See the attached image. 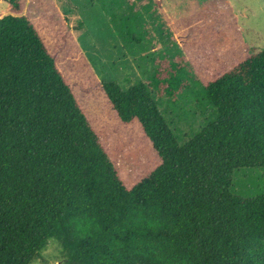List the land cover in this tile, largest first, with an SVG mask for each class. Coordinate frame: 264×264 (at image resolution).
Listing matches in <instances>:
<instances>
[{
  "label": "trees",
  "instance_id": "trees-1",
  "mask_svg": "<svg viewBox=\"0 0 264 264\" xmlns=\"http://www.w3.org/2000/svg\"><path fill=\"white\" fill-rule=\"evenodd\" d=\"M28 3L0 13V264H32L50 240L65 264H264V193L233 192L237 171L264 172V50L201 85L215 117L185 141L155 92L176 96L199 76L161 64L152 84L102 81L160 161L128 187L62 71L68 39L50 49Z\"/></svg>",
  "mask_w": 264,
  "mask_h": 264
},
{
  "label": "rangeland",
  "instance_id": "rangeland-1",
  "mask_svg": "<svg viewBox=\"0 0 264 264\" xmlns=\"http://www.w3.org/2000/svg\"><path fill=\"white\" fill-rule=\"evenodd\" d=\"M55 1L68 16V24L45 0H31L29 14L53 51L61 35L68 39L59 54L62 71L128 187L149 176L160 161L141 126H124L118 119L101 90L102 81L114 80L124 89L152 84L161 64L182 65L190 76H199V81L186 78L188 87L176 96L155 92L160 110L185 141L215 117L200 95L201 85L252 52L264 50V0ZM37 2L45 6L33 9ZM2 11H7V0H0ZM186 60L193 61V69H188ZM233 192L246 198L264 193V172L237 171ZM63 253L50 240L32 264H65Z\"/></svg>",
  "mask_w": 264,
  "mask_h": 264
},
{
  "label": "crops",
  "instance_id": "crops-1",
  "mask_svg": "<svg viewBox=\"0 0 264 264\" xmlns=\"http://www.w3.org/2000/svg\"><path fill=\"white\" fill-rule=\"evenodd\" d=\"M53 1H54V4H55L60 16L68 19V16L64 13V10L61 9L59 2H56L55 0H53Z\"/></svg>",
  "mask_w": 264,
  "mask_h": 264
}]
</instances>
